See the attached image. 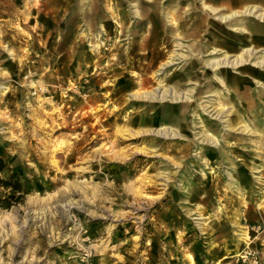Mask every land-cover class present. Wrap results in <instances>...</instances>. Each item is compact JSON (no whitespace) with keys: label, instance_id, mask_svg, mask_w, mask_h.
Here are the masks:
<instances>
[{"label":"rangeland","instance_id":"1","mask_svg":"<svg viewBox=\"0 0 264 264\" xmlns=\"http://www.w3.org/2000/svg\"><path fill=\"white\" fill-rule=\"evenodd\" d=\"M131 1L0 0V264H264V5Z\"/></svg>","mask_w":264,"mask_h":264},{"label":"trees","instance_id":"2","mask_svg":"<svg viewBox=\"0 0 264 264\" xmlns=\"http://www.w3.org/2000/svg\"><path fill=\"white\" fill-rule=\"evenodd\" d=\"M0 209L8 210L23 202L26 195L24 183L0 158Z\"/></svg>","mask_w":264,"mask_h":264},{"label":"bare ground","instance_id":"3","mask_svg":"<svg viewBox=\"0 0 264 264\" xmlns=\"http://www.w3.org/2000/svg\"><path fill=\"white\" fill-rule=\"evenodd\" d=\"M150 3V2H149ZM150 4H152V3H150ZM256 9H258L257 7H254V8H252V9H248V8H246V10L244 11V12H242V14H247L248 13V15H252L253 14V12L256 10ZM238 15V13H234V14H232V15H230V16H222L221 18H216L217 19V21H220L221 23L223 22V23H225V22H227V21H229L230 20V18H232V17H234L235 15ZM258 20H260L261 22H264V14H260L258 17ZM233 24V23H232ZM257 25V24H256ZM249 29V28H248ZM245 30V31H243V33H245V35H244V37L251 43V44H260V43H258V41H256V40H254L252 37H251V34H250V31L249 30ZM239 30V29H238ZM238 32V31H237ZM240 32V31H239ZM242 32V31H241ZM246 52H247V50H246ZM257 53V52H259V51H257V49H252V50H249L248 51V53H250L251 55L253 54V53ZM248 56V55H247ZM262 56V55H261ZM241 57H242V55H241ZM240 57V58H241ZM244 58V57H243ZM238 59H239V57L238 58H236V60L234 61L235 63H237V61H238ZM242 59V58H241ZM241 59H240V62H241ZM207 64V67L208 66H210L211 67V69H219L220 67H223L224 65H225V67H227V62H225V61H211V62H208V63H206ZM239 65V64H238ZM255 66H256V68H261V67H264V61H261V62H258V63H256L255 64ZM142 70V69H141ZM251 70V72H254V73H257V70L258 69H250ZM120 75V74H119ZM191 78V77H190ZM258 84L260 83V82H257ZM259 87L261 88V91H262V93H264V82H261L260 84H259ZM164 89V88H163ZM164 95H167V93H168V90H164ZM147 94H149V93H147ZM177 96H178V92H176L175 91V88H174V91H173V93H172V98H177ZM168 98V97H167ZM222 112V111H221ZM221 112H218L217 113V116H219L220 114H222ZM239 125H241V127L243 128V131H245V130H248V126L247 125H245V124H243L242 122H239ZM131 130V129H130ZM130 130H127L126 131V133H128L129 135H131L132 133H130L129 131ZM142 132V131H141ZM144 132V131H143ZM147 132V131H146ZM159 132V131H158ZM165 132V131H164ZM135 133V132H134ZM138 133H140V132H138ZM125 134V133H124ZM135 134H137V133H135ZM175 135H180L179 133H177V134H173V136H175ZM139 136V135H138ZM166 136H171V133H166ZM141 150V149H140ZM143 151V150H142ZM240 236V238L243 240V241H245V232H241V234L239 235Z\"/></svg>","mask_w":264,"mask_h":264},{"label":"crops","instance_id":"4","mask_svg":"<svg viewBox=\"0 0 264 264\" xmlns=\"http://www.w3.org/2000/svg\"><path fill=\"white\" fill-rule=\"evenodd\" d=\"M145 2H146V4H147V2L149 3H153L154 2V0H144ZM239 1H241V2H243V1H245V2H247L246 4V7H244L243 9H241V10H232V11H230V13H228V12H226V13H221L220 11H219V9L220 8H214V7H212V6H207L206 4H202L201 5V10H202V12H205L208 16H212V15H214V17L215 18H221L222 16H229V15H231L232 13H234V12H242V11H244L245 10V8H247V7H249V5L250 4H252V3H259V4H262V5H264V0H239ZM130 4H131V6L133 7V8H135V10H134V16L135 17H140V18H142V14L145 12V16H144V18L145 17H147V22H151L150 21V19H149V17H148V15H146V13H147V9L144 11V10H141V8H140V0H133V1H131V2H129ZM115 6H116V8L117 7H122L123 6V2H122V0H117V3H115L114 4ZM175 7V10L177 11V5L176 6H174ZM174 7H171V9H174ZM216 7V6H215ZM251 7H260V6H256V5H253V6H251ZM123 9V10H122ZM122 9H120V11H118L117 12V14H118V16L119 15H121V13L123 14L125 11H124V8H122ZM157 11H155V14H157L156 13ZM241 14H239V16H240ZM156 16H158V15H156ZM217 16V17H216ZM245 16V15H244ZM149 19V20H148ZM233 19V18H232ZM217 20V19H216ZM230 20H231V18H230ZM229 20V21H230ZM241 20H243V21H245L244 19H241ZM252 37V36H251Z\"/></svg>","mask_w":264,"mask_h":264}]
</instances>
